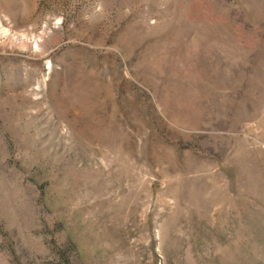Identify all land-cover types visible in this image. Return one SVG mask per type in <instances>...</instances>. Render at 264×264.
<instances>
[{
  "label": "rangeland",
  "instance_id": "rangeland-1",
  "mask_svg": "<svg viewBox=\"0 0 264 264\" xmlns=\"http://www.w3.org/2000/svg\"><path fill=\"white\" fill-rule=\"evenodd\" d=\"M0 264H264V0H0Z\"/></svg>",
  "mask_w": 264,
  "mask_h": 264
}]
</instances>
